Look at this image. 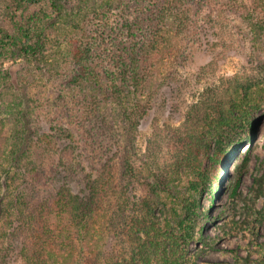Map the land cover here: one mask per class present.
<instances>
[{
  "label": "rangeland",
  "instance_id": "1",
  "mask_svg": "<svg viewBox=\"0 0 264 264\" xmlns=\"http://www.w3.org/2000/svg\"><path fill=\"white\" fill-rule=\"evenodd\" d=\"M163 1L171 0H40L23 4L16 12L17 27L33 28L34 37H42L43 62L38 65L12 52L2 58L1 65L14 87L20 84L30 96L44 101L38 116L44 130L51 123L49 117H54L59 127H72L80 139H86L88 122L85 118L82 127L75 114L81 112L80 97L92 89L77 83V59L90 52L88 44L103 72L116 67V50L132 37L129 27L136 28L134 40L142 49L145 37L158 23ZM220 1L190 0L194 13L185 22L190 33L177 30L180 22L169 19L167 25L172 30L157 66L161 77L136 91L142 101L151 99L152 107L137 128L133 151L137 163L149 170V180L162 184L156 211L162 234L178 231L184 204L192 202V238L172 252L177 251L189 264H264V12L260 24L254 25L228 8L221 11ZM203 24L209 32L203 30ZM125 93L124 101L133 103L134 89L129 87ZM232 98L249 104L244 124L213 137L206 153L188 156L187 135L206 130L197 120V109L211 111ZM9 131L5 124V135ZM56 140L64 141L59 134ZM3 147H8L7 141ZM86 148L91 146L86 144ZM37 154L39 161L46 163L47 172L39 188L50 195L62 183V176L73 173L66 168V158H61L64 152L61 156L53 152L52 158L43 149ZM81 161L71 178L78 182L83 177L82 166L90 169L95 165L92 160ZM222 167L225 171L220 173ZM202 173L212 182L202 185ZM215 175L219 179L215 180ZM199 183L198 190H193ZM124 189L118 186L116 194H130L132 201L144 194L140 184ZM136 213L132 209L127 214ZM117 219L113 222L105 215L89 220L87 246L79 264L143 263L119 229L122 218ZM167 247L170 251V244ZM62 261L60 258L59 264H64Z\"/></svg>",
  "mask_w": 264,
  "mask_h": 264
},
{
  "label": "trees",
  "instance_id": "2",
  "mask_svg": "<svg viewBox=\"0 0 264 264\" xmlns=\"http://www.w3.org/2000/svg\"><path fill=\"white\" fill-rule=\"evenodd\" d=\"M38 2L40 0H0V264H59L60 258L64 264H69V260L71 264H79L87 246L89 220L105 215L113 222L122 218L119 229L125 232L134 256L142 264H189L171 249L177 250V246L190 243L192 202L184 204L185 214L178 221V231L168 233L169 236L162 234L163 227H159L156 213L161 204L159 188L162 184L149 180V170L137 163L133 149L137 128L152 107L151 99L142 101L137 98L136 91L161 77H158L157 66L166 53L168 32L172 30L167 25L169 19L180 22L177 30L192 31L185 26L194 13L192 3L190 0L163 1L158 23L155 29L151 27L142 49L134 40L136 28L130 26L132 37L116 50L117 66L106 72L95 63L92 46L86 45L90 52H84L86 57H79L75 63L77 83L86 88L90 85L92 89L80 97L81 112L75 114L82 127L85 118L88 122L87 137L82 140L72 127H59L54 117H49L51 123L44 130L38 118L44 101L30 96L20 84L14 87L1 65L2 58L12 52L38 65L43 62L45 42L42 37L36 39L33 28L17 27L15 20L23 4ZM14 3L16 7L12 8ZM218 5L221 11L228 8L254 25L260 24L261 12H264V0H221ZM203 30L209 32L210 29L203 24ZM129 87L136 93L131 104L124 101ZM94 91L96 94H92ZM242 100L232 98L219 102L211 111L197 109V120L206 130L187 135L188 156L197 158L206 153L213 137H220L244 124L249 104ZM5 124L10 128L7 135ZM58 134L63 142L56 140ZM5 141L6 148L3 147ZM86 144L91 149H85ZM39 149L51 158L53 152L60 156L64 152L61 158H66V168L73 175L82 158L92 160L95 165L90 169L82 166L84 173L80 182L75 177L71 179L72 174L62 176V183L54 193L47 195L39 188L47 176L46 163L40 162L37 156ZM246 164L247 159L242 163L243 169ZM224 171L222 167L220 173ZM200 175L202 185L212 182L206 174ZM135 184L144 188V194L139 195L137 201H132V196L125 192L116 194L118 186L124 191V188L134 189ZM199 185L193 190L197 191ZM214 200L213 195L212 205ZM132 209L138 211L137 215L127 214Z\"/></svg>",
  "mask_w": 264,
  "mask_h": 264
}]
</instances>
